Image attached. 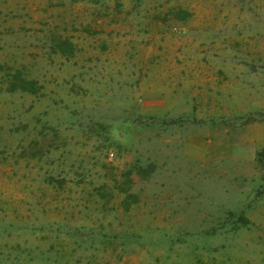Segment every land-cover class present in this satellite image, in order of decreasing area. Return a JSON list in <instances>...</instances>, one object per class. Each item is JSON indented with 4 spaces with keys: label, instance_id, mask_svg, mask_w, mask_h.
<instances>
[{
    "label": "rangeland",
    "instance_id": "rangeland-1",
    "mask_svg": "<svg viewBox=\"0 0 264 264\" xmlns=\"http://www.w3.org/2000/svg\"><path fill=\"white\" fill-rule=\"evenodd\" d=\"M0 264H264V0H0Z\"/></svg>",
    "mask_w": 264,
    "mask_h": 264
},
{
    "label": "trees",
    "instance_id": "trees-1",
    "mask_svg": "<svg viewBox=\"0 0 264 264\" xmlns=\"http://www.w3.org/2000/svg\"><path fill=\"white\" fill-rule=\"evenodd\" d=\"M9 90L11 92L20 91L35 95L39 92L40 88L36 81L27 79L24 75H22L20 71L17 70L11 75V80L9 82ZM229 219L235 221L236 223H239L242 226H245L248 223L243 215H238L237 217H234L233 214L229 213L228 220Z\"/></svg>",
    "mask_w": 264,
    "mask_h": 264
}]
</instances>
